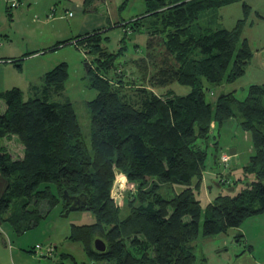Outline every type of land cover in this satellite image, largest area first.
Listing matches in <instances>:
<instances>
[{
  "label": "trees",
  "instance_id": "trees-1",
  "mask_svg": "<svg viewBox=\"0 0 264 264\" xmlns=\"http://www.w3.org/2000/svg\"><path fill=\"white\" fill-rule=\"evenodd\" d=\"M96 1L84 0L83 11ZM237 1L143 0L140 16L116 24L124 32L148 36L150 51L140 59L159 64L149 80L145 74L143 81L131 77L130 82L118 73V54L103 45L106 30L95 29L49 48L70 45L91 57L87 83L96 95L86 103L87 143L71 102L58 101L68 76L65 63L45 72L27 98L17 87L0 92L5 105L0 142L14 137L19 143L17 148L0 145L5 183L0 222L21 236L58 205L64 213L66 192L81 196L85 205L77 211L94 218L91 225L72 226L66 238L80 243L91 261L196 264L191 243L200 232L204 237L226 233L264 213V132L259 128L264 125V84L251 85L243 101L233 91L221 93L214 104L206 100L205 84L232 83L244 74L251 51L240 38L239 24L230 30L201 29L198 21L206 12ZM172 82L189 92L179 96L171 90L154 91ZM231 119L251 134L253 152L242 173L254 179L239 191L217 194L202 210L193 189L205 168L211 126ZM117 175L135 185V192L124 199L123 216L112 195ZM95 239L105 243V252L94 251Z\"/></svg>",
  "mask_w": 264,
  "mask_h": 264
},
{
  "label": "rangeland",
  "instance_id": "rangeland-1",
  "mask_svg": "<svg viewBox=\"0 0 264 264\" xmlns=\"http://www.w3.org/2000/svg\"><path fill=\"white\" fill-rule=\"evenodd\" d=\"M66 1L0 0V55L7 54L16 58L10 61L22 57L19 63L0 62V84L5 81L8 87L18 86L26 89L28 82L38 84L43 73L60 63H65L68 76L65 81L64 96L74 108L82 136L87 143L90 113L86 103L96 95L87 83L86 65L89 64L91 57L69 46L43 54L33 52L46 45L56 34L69 35L71 32L72 36L76 35L82 25L95 22L96 18H99L108 38L103 45L108 52L118 54L116 60L118 73H122L126 80L143 81L142 76L145 74V79L149 80V76L156 71V68L158 69L159 64L154 65L155 60L140 59L150 51L146 48L148 37L146 33L143 31L127 33L121 26H112L114 23H123L120 22L121 20L124 23L129 22V19L142 13L145 7L143 0H125L124 5H122L124 0H99L84 13L71 10L77 1H80L83 7L84 0H71L74 1L72 5ZM11 3L18 5L10 9ZM81 6L75 7L81 8ZM121 6L123 7L120 8ZM69 12L72 16L65 17ZM198 22L201 29L230 30L239 24L240 38L247 41L251 51L244 74L227 85L210 87L205 84V87L208 89L206 100L211 104H214L221 93L232 91L237 100L243 101L251 85L264 84V0H239L206 12ZM96 25L97 23H94L92 29L97 27ZM17 64L20 67H17ZM131 77L134 79L131 80ZM145 84L149 86L148 81ZM125 90L128 92L130 89L125 88ZM163 90H171L179 96L189 92L188 87L178 85L176 82L168 84L164 89L156 88L154 91L162 93ZM130 93L132 96V92L129 91ZM259 128L264 132V125ZM13 140L18 143L16 138ZM209 140L200 184L193 189L202 210L217 194L229 192V188L233 189L231 192L239 191L244 184L254 179L252 175L243 176L242 173V167L248 163L252 155L253 145L250 132L241 129L238 119H231L221 127L212 124ZM214 142H217L216 146ZM0 145L7 143L2 141ZM232 148L237 150V156L229 154ZM222 155L229 157L227 164L219 162ZM1 178L0 176V182ZM124 180V176L117 175L113 187V189L116 187L113 197L117 206L121 208L122 216L127 212L124 199L127 198L128 193L135 192V185L127 181L124 188L123 186L122 189L120 188ZM235 182L236 186L233 187ZM126 183L132 186L129 187ZM56 208L39 223L37 231H31L17 238L13 236V241L9 230L0 229V235L3 237V242L0 237V264H91L81 244L69 242L65 237L74 221H81L87 216L92 220V215L87 212L83 215V212L72 211L64 216V213H59V209ZM8 241L11 249L8 248ZM49 241L57 244L60 253L65 255L61 263L57 262V258L54 261L27 252L34 245L43 242L45 245ZM191 245L196 256V264H264V213L245 219L239 227L231 228L226 233L204 237L200 232Z\"/></svg>",
  "mask_w": 264,
  "mask_h": 264
},
{
  "label": "crops",
  "instance_id": "crops-1",
  "mask_svg": "<svg viewBox=\"0 0 264 264\" xmlns=\"http://www.w3.org/2000/svg\"><path fill=\"white\" fill-rule=\"evenodd\" d=\"M66 1V0H65ZM20 3H22V2H20ZM66 3H69L70 5H72V4H74V1H71V0H67L66 1ZM29 4V3H28ZM76 5H74L73 7H75V6H81V3H80V1H77V3H75ZM125 4V0H124V2H123V4L122 5H124ZM72 7V8H73ZM123 6H121L120 8H122ZM72 8H71V10H72ZM72 11H77V10H72ZM82 13H84L85 11H83V7L81 6V10H80ZM145 11V7H144V9H143V12ZM142 12V13H143ZM70 13V12H69ZM142 13H139L137 16H140ZM72 16V15H71ZM71 16H68V13H66L65 14V17H71ZM137 16H135V17H133V18H131V19H129V20H133L134 18H136ZM81 17H87V16H81ZM117 20H118V18H116ZM113 20H115V19H113ZM85 21H87V20H85ZM92 22V21H91ZM120 22H123L124 23V21H120ZM94 23H97V27H95V28H93L92 29V25L94 24ZM102 23V20L101 19H99V18H96V21L95 22H92V23H89V24H84V25H82V23H81V29H80V31H79V33H77L76 35H73L72 36V34H71V32L69 33V35H68V33H67V35L66 34H64V35H58V34H56L55 35V37L54 38H51V41H49L46 45H43L42 47H39V49H37L36 51H34L33 53H41V54H43V53H45V52H48V49L49 48H51L53 45H55L56 43H58V42H62V41H64V40H67V39H70V38H73V37H75V36H77V35H80V34H84V33H87V32H90V31H92V30H95V29H102V30H105L103 27V24H101ZM123 23H116V24H123ZM115 23L112 25L113 27L116 25ZM125 31V30H124ZM68 36V37H67ZM69 47H71V48H73L74 49V47H72V46H70L69 45ZM60 49V48H59ZM58 50V49H57ZM80 52V51H79ZM23 56H25V55H23ZM12 59H16L15 57H13V56H11V55H7V54H5V55H0V62H3V61H9V62H20L21 60H22V57H20V59L18 58L16 61H10V60H12ZM44 74V73H43ZM42 74V75H43ZM42 75L40 76V79H41V77H42ZM8 83L7 82H3L2 84H0V92H4V91H7V90H10V89H12V88H14V87H17V88H19L22 92H23V94H24V97L25 98H27L28 96H29V94H30V87L31 86H33V85H40L41 84V80H40V82L38 83V84H36V83H32V82H28V84H27V86H26V89H22V88H20V87H18V86H10V87H8V85H7ZM64 90H65V84H64ZM64 90L62 91V96L60 97V99H68V98H66L65 96H64ZM60 99H58V101L60 100ZM69 100V99H68ZM4 109H5V105H4V102L0 99V113H3L4 112ZM14 139V137H12L9 141H7L6 143H7V145L8 146H10V145H12L11 146V148H17V146H18V144H17V142L16 141H14L13 140ZM16 142V143H15ZM19 149V148H18ZM235 149V148H234ZM235 155L237 156V150L235 149ZM4 186H5V183H4V180L1 178V182H0V193L3 191V189H4ZM56 209H59V213H60V211H61V209H62V207H61V205H58V207L56 208ZM77 212H83V215H86L87 213H86V211H77ZM90 214V213H89ZM94 223V218L91 220V218H90V216H87L86 218H84L83 217V220H78V221H74L73 223H72V225H71V227L72 226H83V225H91V224H93ZM40 225V224H39ZM38 225V226H39ZM37 226V227H38ZM37 227L35 228V229H33V230H31V231H37ZM71 227H70V230H71ZM4 228H6L7 230H9V232H10V235H11V238H12V241H13V236L14 237H19V236H17V235H15L14 233H13V231L11 230V228L7 225V224H4V223H1L0 222V229H4ZM48 229V228H47ZM5 230V229H4ZM31 231H28V232H26V233H29V232H31ZM26 233H24V234H26ZM70 233V232H69ZM69 233H68V235H69ZM24 234H22V235H24ZM21 235V236H22ZM67 235V236H68ZM67 236L65 237V239L67 238ZM0 237H1V240H2V242H3V237H2V235H0ZM10 240V239H9ZM67 240V239H66ZM67 241H69V240H67ZM69 242H71V241H69ZM46 243H48V244H50V245H52L53 246V248H54V255L52 256V257H48V259H53L54 261H56L57 259H58V261L57 262H59V263H61L62 261V259H63V257L65 256L64 254H62V253H60V249L57 247V244H55V243H52L51 241H49V242H46ZM72 243H77V242H72ZM43 244H44V242H43ZM8 248L9 249H11V245L9 244V241H8ZM32 248L33 247H31L30 248V250H28L27 252L28 253H33V251H31L32 250ZM83 249V248H82ZM24 251H26L25 249H24ZM34 254V253H33ZM86 255V254H85ZM42 258H46V257H42ZM57 258V259H56ZM88 258V257H87ZM88 262L90 263L91 262V264H99L100 262H94V261H91L89 258H88ZM82 264H84V263H82Z\"/></svg>",
  "mask_w": 264,
  "mask_h": 264
},
{
  "label": "water",
  "instance_id": "water-1",
  "mask_svg": "<svg viewBox=\"0 0 264 264\" xmlns=\"http://www.w3.org/2000/svg\"><path fill=\"white\" fill-rule=\"evenodd\" d=\"M72 10L80 11L81 8L73 7ZM235 153L236 152L234 148L229 150V154L231 156H234ZM117 174H120V173L117 172ZM263 185H264V182H263ZM228 190L229 192H231L233 189L229 188ZM62 198L64 200V205L67 207L66 210L64 211V216H67L69 212L77 211L78 209L82 208L85 205V202L83 201V199H81L82 198L81 196H68L66 192H63ZM93 249L96 252L103 253L106 250V245L102 240L95 239L93 241Z\"/></svg>",
  "mask_w": 264,
  "mask_h": 264
},
{
  "label": "built area",
  "instance_id": "built-area-1",
  "mask_svg": "<svg viewBox=\"0 0 264 264\" xmlns=\"http://www.w3.org/2000/svg\"><path fill=\"white\" fill-rule=\"evenodd\" d=\"M10 5H11V7H17L18 4L11 3ZM71 15H72L71 13H68V16H71ZM228 161H229V157L227 155H222L220 157V160H219V162L223 163V164H227ZM125 182H126V178H125V180L123 182H121V185H120L121 189H122V186L124 188ZM127 185L129 187L132 186L131 184H127ZM115 188L112 189V195L115 192ZM31 251H33V253L39 258H42V257L48 258V257H52L54 255V248L50 244H45V245L44 244H36V245L33 246Z\"/></svg>",
  "mask_w": 264,
  "mask_h": 264
}]
</instances>
